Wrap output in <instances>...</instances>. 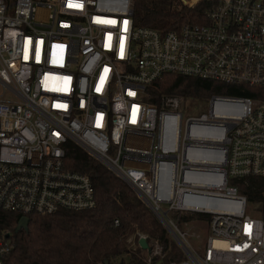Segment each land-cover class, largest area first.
I'll return each mask as SVG.
<instances>
[{
    "label": "built area",
    "instance_id": "built-area-1",
    "mask_svg": "<svg viewBox=\"0 0 264 264\" xmlns=\"http://www.w3.org/2000/svg\"><path fill=\"white\" fill-rule=\"evenodd\" d=\"M178 1L185 19L164 30L137 22V0H0V212L93 209L91 179L66 167L73 142L182 243L174 215L208 217L203 251L179 244L171 264H264V203L232 184L264 179V0ZM166 75L257 96L149 102Z\"/></svg>",
    "mask_w": 264,
    "mask_h": 264
},
{
    "label": "trees",
    "instance_id": "trees-1",
    "mask_svg": "<svg viewBox=\"0 0 264 264\" xmlns=\"http://www.w3.org/2000/svg\"><path fill=\"white\" fill-rule=\"evenodd\" d=\"M180 5L178 0H137L135 18L140 25L170 30L185 19ZM147 93V100L152 103H157L162 94L183 95L192 100L208 99L215 94L257 96L249 88L243 90L177 75L164 76ZM65 151L67 169L91 179L96 193V206L80 212L63 210L52 215L34 214L30 216L27 228L19 231L20 217L0 212V233L9 234L12 246L5 264H146L145 256L140 259L130 251L134 247L130 239L124 243L117 242L128 229L134 236L143 232L151 235L149 227L152 220L161 227L153 212L130 194V187L126 183L77 144L69 142ZM232 184L247 197L250 204L264 203V179L233 180ZM121 193L132 205L146 209L147 216H134L140 219L138 221L134 217H123L121 205L117 201ZM174 218L180 225L191 221L209 222L208 217L202 214H176ZM116 221H119L118 226L115 225ZM148 240L150 243L153 241ZM168 243L164 244L165 256L157 264L181 262L186 258L175 241ZM101 245L106 249L98 250ZM112 246H115L117 256L111 253L109 248ZM141 252L145 254L143 250ZM116 257L120 258V262L115 261Z\"/></svg>",
    "mask_w": 264,
    "mask_h": 264
},
{
    "label": "rangeland",
    "instance_id": "rangeland-1",
    "mask_svg": "<svg viewBox=\"0 0 264 264\" xmlns=\"http://www.w3.org/2000/svg\"><path fill=\"white\" fill-rule=\"evenodd\" d=\"M128 191L130 192L131 195L137 197L140 203L144 204L147 208L149 207L137 195L136 192H134L130 188H128ZM117 201L121 205L120 212L123 213V217L133 218L134 216H138L139 214L143 215L144 217L147 216V215H145L146 209L143 208V210H142L141 208L139 209L137 206L132 205V203L129 200H127L125 196H122V193L118 194ZM137 218L138 217H136V218L134 217V219H136L137 221L140 220ZM156 219L158 220L161 227H158L155 224L154 220H152L150 222V227H149V230H151L150 231L151 235H148L147 233L143 232V233H138V234L136 233L134 236V234H130L131 231H130V229H128V231L125 232V234L122 236V238L121 239L119 238L117 243H119V242L124 243L130 239L132 241V245L134 246L130 249V251L134 255H136L137 257H140V259H141V257H144V255L142 254L143 252H141V250H139L140 246L138 245V241L140 238L152 239L153 241H151V242L153 244L158 243L159 246H161L162 248H163L164 244H166V243L169 244L168 243L169 241H175L176 244L179 246V243L175 240L174 236L170 233L169 230H167V227L165 225H163L157 217H156ZM176 225L178 227V230L181 232V234L184 235L185 242L182 240L184 242L183 245L190 247L194 252L200 254L203 251V248H204V245H205V242L207 239V235L209 234L208 223H206L204 221H191L189 223H185V224L180 225L176 220ZM103 248L106 249V247L101 245V247L98 248V250L103 249ZM109 249H110L112 254H116L115 253V251H116L115 246H112ZM116 256H117V254H116ZM120 257H121V259L125 260L124 256L120 255ZM119 259H120L119 257H116L115 261L120 262Z\"/></svg>",
    "mask_w": 264,
    "mask_h": 264
},
{
    "label": "water",
    "instance_id": "water-1",
    "mask_svg": "<svg viewBox=\"0 0 264 264\" xmlns=\"http://www.w3.org/2000/svg\"><path fill=\"white\" fill-rule=\"evenodd\" d=\"M29 220L28 219H20L19 221V225L17 228V231L21 230V229H26L28 226ZM167 229L171 232V229L167 227ZM10 236H7V238H9ZM175 240L181 245L183 246V243L181 241H179V239H177L176 236H174ZM138 244L140 246V248L144 251H150V246H149V240L147 238H140L138 241ZM184 247V246H183Z\"/></svg>",
    "mask_w": 264,
    "mask_h": 264
}]
</instances>
